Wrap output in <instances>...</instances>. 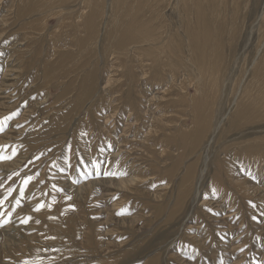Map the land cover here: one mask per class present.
<instances>
[{
	"label": "rangeland",
	"instance_id": "1",
	"mask_svg": "<svg viewBox=\"0 0 264 264\" xmlns=\"http://www.w3.org/2000/svg\"><path fill=\"white\" fill-rule=\"evenodd\" d=\"M22 1L0 0V183L17 189L0 209L17 230L0 229V264H264V116L240 109L264 91V0H145L164 49L144 54L108 44L116 0ZM206 46L222 61L202 76L194 52ZM195 105L204 129L191 150ZM41 202L52 207L34 211Z\"/></svg>",
	"mask_w": 264,
	"mask_h": 264
},
{
	"label": "bare ground",
	"instance_id": "2",
	"mask_svg": "<svg viewBox=\"0 0 264 264\" xmlns=\"http://www.w3.org/2000/svg\"><path fill=\"white\" fill-rule=\"evenodd\" d=\"M17 1V0H16ZM22 1V0H21ZM24 1V0H23ZM22 1V2H23ZM31 1H34V0H31ZM67 1V0H66ZM69 1V0H68ZM102 1V0H101ZM190 1V0H189ZM194 1V0H193ZM200 1V0H199ZM203 1V0H202ZM240 1V0H239ZM20 2V1H19ZM29 2V1H28ZM36 2H37V0H36ZM39 2H42V1H39ZM50 2V1H49ZM51 2H53V0L51 1ZM70 2V1H69ZM88 2V1H87ZM96 2V1H95ZM100 2V1H99ZM103 2V1H102ZM143 2L145 3V0H116V2L114 3L115 4V9H117L118 10V12H119V19H120V24H119V34L118 35H116V37L114 38V37H112V36H110L109 38H107V42H108V44H110L111 45V48H112V50L114 49V50H116V52H123V51H125V50H127V53H128V50L129 49H132V50H134V49H136L137 51L139 50V52L141 51V52H143V54H144V52H150V50H156V51H158V49H160V51H161V49H164V48H161V46L159 45V42L157 43V41H160V39L162 38V35H160L159 33L161 32H154V31H156L155 30V28H156V25L154 24V22H155V19H153L152 17H150V15L148 14L149 12L148 11H144L143 9H142V5H143ZM150 3V2H155V0H147V2L146 3ZM159 2H162V1H159ZM165 2V1H164ZM168 2V1H167ZM165 3V4H168V3ZM222 2V1H221ZM235 2V1H234ZM237 2V1H236ZM17 3V2H16ZM21 3V2H20ZM24 3L25 2H23L22 4L24 5ZM33 3V2H32ZM47 3V2H46ZM46 3H45V5H46ZM55 3V2H54ZM58 3V2H57ZM225 3H226V1H225ZM18 4V3H17ZM34 4V3H33ZM33 4H31V5H33ZM39 4V3H38ZM66 4V3H65ZM101 3H99V5H100ZM151 4V3H150ZM154 4V3H153ZM159 4V3H158ZM158 4H157V6H158ZM169 4H171V3H169ZM185 4H187V3H185ZM188 4H190V2L188 3ZM193 4V3H192ZM199 5H200V3H198ZM239 4V3H238ZM241 4V3H240ZM15 5V4H14ZM36 5H37V3H36ZM49 5V4H48ZM89 5H91V4H89ZM94 5V4H93ZM112 5V4H111ZM155 5V4H154ZM16 6V5H15ZM39 6V5H38ZM113 6V5H112ZM145 6V5H144ZM162 6H163V4H162ZM161 6V7H162ZM192 6V5H191ZM225 6V5H224ZM12 7H14V6H12ZM40 7V6H39ZM50 7V6H49ZM87 7V6H86ZM90 7V6H89ZM94 7V6H93ZM92 7V8H93ZM102 7H103V5H102ZM183 7H185V6H183ZM187 7V6H186ZM235 7V6H234ZM234 7H232V8H234ZM17 8V7H16ZM15 8V9H16ZM53 8H54V6H53ZM153 8H155V6H152V7H150V9H149V11H152V9ZM160 8V7H159ZM178 8V7H177ZM180 9H183V8H181V7H179ZM192 8V7H191ZM198 8H200V6H198ZM197 8V9H198ZM237 8V7H236ZM42 9V8H41ZM44 9H46V8H43V10ZM163 8H160V10H162ZM194 9V8H193ZM209 10H210V8H208ZM228 9V8H227ZM245 9V8H244ZM94 10V9H93ZM92 10V11H93ZM117 10H116V12H117ZM156 10V9H155ZM200 11L202 10L203 11V9H199ZM225 10H226V8H225ZM45 11V10H44ZM60 11V10H59ZM157 11V10H156ZM206 11H208V10H206ZM229 12L231 11V9H229L228 10ZM233 11V10H232ZM231 11V13H233ZM87 12H88V10H87ZM115 12V11H114ZM114 12H113V14H114ZM181 13H182V11H180ZM191 12H192V10H191ZM191 12H190V14H191ZM209 12H211V14H212V10L211 11H209ZM228 12V13H229ZM239 12V11H238ZM184 13V12H183ZM207 13V12H206ZM227 13V14H228ZM241 13V12H240ZM43 14V13H42ZM47 14V13H46ZM91 14V13H90ZM99 14V13H98ZM180 14V13H179ZM200 14H203V13H200ZM205 14V13H204ZM242 14V13H241ZM86 15V14H85ZM96 15V14H95ZM115 15V14H114ZM163 15H164V12H163ZM162 15V16H163ZM191 15H193V14H191ZM206 15V14H205ZM232 15V14H231ZM237 15V14H236ZM70 16V15H69ZM84 16V15H83ZM90 16V15H89ZM155 16V15H154ZM160 16V15H159ZM164 16H166V15H164ZM85 17V16H84ZM99 17H100V15H99ZM101 17H103V16H101ZM219 17V16H218ZM231 17V16H230ZM233 17V16H232ZM36 18V17H35ZM65 18V17H64ZM88 18V17H87ZM95 16H90V21L91 22H94L95 21ZM158 18V17H157ZM42 19V18H41ZM41 19H39L40 21H41ZM47 19V18H46ZM82 19V18H81ZM115 19V18H114ZM159 19V18H158ZM164 19H166V18H164ZM234 19H236V17H234ZM163 20V19H162ZM206 20V19H205ZM222 20H223V18H222ZM239 20V19H238ZM89 21V20H88ZM226 21V20H225ZM36 22V21H35ZM39 22V21H38ZM82 22V21H81ZM110 21H108V23H109ZM190 22H192V20L190 21ZM203 22H205V21H203ZM206 22H207V20H206ZM241 22H242V20H241ZM41 23V22H40ZM80 23V22H79ZM164 23H167V22H164ZM200 23H202V22H200ZM199 23V24H200ZM208 23H209V21H208ZM207 23V24H208ZM228 23V22H227ZM233 23H235V22H233ZM43 24H44V22H43ZM102 24V23H101ZM110 24V23H109ZM114 24V23H113ZM118 24V23H117ZM171 24V23H170ZM238 24H239V22H238ZM238 24H235V25H232V26H235V29L237 28L236 27V25H238ZM112 25V24H111ZM163 25V24H162ZM202 25H204V24H202ZM205 25H206V23H205ZM212 25V23L210 24V26ZM223 25V24H222ZM230 25V24H229ZM116 26V25H115ZM167 26H169V25H167ZM183 26V25H182ZM186 26V25H185ZM190 26V25H189ZM213 26V25H212ZM231 26V25H230ZM43 27V26H42ZM81 27H82V25H81ZM87 27V26H86ZM86 27H85V29H86ZM90 27V26H89ZM93 27V26H92ZM113 27H114V25H113ZM163 27V26H162ZM170 27V26H169ZM172 27V26H171ZM170 27V28H171ZM191 27V26H190ZM209 27V26H208ZM213 27H216L215 25L213 26ZM219 27V26H218ZM217 27V28H218ZM173 28V27H172ZM209 28H211V27H209ZM208 28V29H209ZM223 28H224V26H223ZM225 28L227 29V27H226V25H225ZM234 28V27H233ZM44 29V28H43ZM87 29H90V28H88L87 27ZM97 29V28H96ZM111 29V28H110ZM116 29V28H115ZM159 29V28H158ZM202 29V28H201ZM205 29H207L206 28V26H205ZM235 29H233V30H235ZM79 30V29H78ZM99 30V29H98ZM160 30V29H159ZM158 30V31H159ZM170 30H173V29H170ZM186 30V29H185ZM228 30V29H227ZM81 31V30H80ZM79 31V32H80ZM88 31V33H86V35H84V36H82L80 39H79V44H80V49H82V48H84V50L87 48V43H86V40L88 39V37L92 34V33H94L93 31H92V29H90V30H87ZM111 31V30H110ZM165 31V30H164ZM187 31V30H186ZM191 31V30H190ZM218 31V30H217ZM216 31V32H217ZM241 31V30H240ZM41 32V31H40ZM45 32V31H44ZM49 32V31H48ZM83 32V31H82ZM81 32V33H82ZM113 32V31H112ZM112 32H111V34H112ZM166 32V31H165ZM179 32V31H178ZM177 32V33H178ZM236 32V31H235ZM238 32H239V30H238ZM42 33V32H41ZM106 33V32H105ZM162 33V32H161ZM164 33V32H163ZM185 33V32H184ZM192 33H194V32H192ZM209 33V31L207 32V31H205V34L206 35H209L208 34ZM212 33H213V31H212ZM218 33H219V31H218ZM221 33H223V32H221ZM220 33V34H221ZM225 34H227V32L225 31L224 32ZM83 34V33H82ZM110 34V35H111ZM114 34V33H113ZM165 34V33H164ZM164 34H163V36H164ZM172 34V33H171ZM185 34H187V32L185 33ZM195 34H197V33H195ZM195 34L193 35V36H195ZM203 34V33H202ZM236 34V33H235ZM49 35V34H48ZM161 37H160V36ZM169 35V34H168ZM167 35V36H168ZM182 35V34H181ZM188 35V34H187ZM212 35V34H211ZM93 36V35H92ZM173 36V35H172ZM176 36V35H175ZM213 36V35H212ZM107 37V36H106ZM177 37H178V35H177ZM176 37V38H177ZM217 38H218V40H220L221 38L220 37H218V34H217V36H216ZM216 37H214V38H216ZM89 38H91V37H89ZM93 39H94V37H92ZM196 39H198L197 37H195ZM195 38H193V42H196L195 41ZM200 38V37H199ZM216 38V39H217ZM227 38V37H226ZM164 39V38H163ZM188 39V38H187ZM102 40V39H101ZM170 40H172V37H170ZM205 40H207V39H205ZM228 40V39H227ZM151 41H154L155 43H153V42H151ZM167 41V40H166ZM185 41V40H184ZM212 41V40H211ZM221 41V40H220ZM98 42V41H97ZM96 42V43H97ZM148 42H151V44H148ZM162 42L164 43L165 41H163L162 40ZM183 42V41H182ZM188 42H190V40L188 41ZM223 42V41H222ZM187 43V42H186ZM197 43L198 42H196L195 44V46L197 47L198 45H197ZM199 43H203V42H200L199 41ZM209 43V42H208ZM208 43H207V45H208ZM41 44V43H40ZM194 44V43H193ZM205 44H206V42H205ZM211 44V43H210ZM219 44H221V43H219ZM88 45H89V43H88ZM163 45V44H162ZM165 45H166V43H165ZM175 45L176 46H178V41L177 40H175ZM202 45V44H201ZM201 45H199V46H201ZM214 45V44H213ZM91 46V45H90ZM133 46H135L134 48H133ZM164 46V45H163ZM194 46V45H193ZM203 46V45H202ZM218 46V45H217ZM97 47V46H96ZM99 47V46H98ZM207 47V46H206ZM210 47V46H209ZM90 48V47H89ZM165 48H166V50H167V54L168 55H170L169 56V58H168V56H167V58H168V64H170V66H171V64H173V63H175V62H177L180 58H179V55H178V53H177V51L179 52L180 51V49L179 50H177L176 48H175V50L173 51V48H172V45L170 46V44L168 45V46H165ZM180 48V47H179ZM194 48V47H193ZM201 48V47H200ZM199 47H198V51L196 52H194V55H195V58H196V60H197V63L199 64V68H200V70L203 72V75L202 76H209L210 74H214V72H213V68L212 67H214V65L215 64H217V59H219V56H218V58H217V55L216 54H218L219 55V53L217 52V50L216 49H214V50H209L208 49V47L207 48H203L202 47V49H200ZM188 49V48H187ZM195 49V48H194ZM208 49V50H207ZM221 49H222V47H221ZM112 50H110V51H112ZM215 50H216V52H215ZM225 50V49H224ZM224 50H222V51H224ZM109 51V52H110ZM130 51V50H129ZM159 51V52H160ZM176 51V52H175ZM218 51H220V49L218 50ZM227 51V50H226ZM62 52V51H61ZM89 51H87V53H88ZM114 52V51H113ZM112 52V53H113ZM126 52V51H125ZM132 52V51H131ZM130 52V53H131ZM225 52V51H224ZM60 53V52H59ZM129 53V54H130ZM133 53V52H132ZM154 53V52H153ZM158 53V52H157ZM161 53V52H160ZM58 54V53H57ZM61 54V53H60ZM128 54V55H129ZM162 54H164V53H162ZM220 54H222V53H220ZM127 55V56H128ZM131 55V54H130ZM137 55V54H136ZM155 55H157L158 56V54H155ZM224 55H226V54H224ZM223 55V58L225 57ZM85 56V55H84ZM221 56V55H220ZM227 56V55H226ZM91 57H92V55H91ZM113 57V56H112ZM141 57H143V56H141ZM150 57V56H149ZM222 57V56H221ZM123 58V57H122ZM128 58V57H127ZM136 58V57H135ZM144 58V57H143ZM151 58V57H150ZM164 58V57H163ZM191 58V57H190ZM222 58V59H223ZM137 59V58H136ZM145 59V58H144ZM144 59H142L141 58V60L140 59H138V60H140V61H142V60H144ZM225 60H226V58H224ZM131 60V59H130ZM158 60H160V61H162V58H160V57H158V58H155V57H153V62H151V63H153V65H154V62H157ZM220 61H222L221 59H219ZM225 60H223V62L225 61ZM219 61V62H220ZM164 62V61H163ZM162 62V63H163ZM165 62H166V58H165ZM218 62V63H219ZM223 62H221V63H223ZM150 63V65H152ZM161 63V62H160ZM167 63V62H166ZM264 63V62H263ZM128 64V63H127ZM176 64H178V63H176ZM197 64V65H198ZM156 65V64H155ZM160 65V64H159ZM175 65V64H174ZM128 66V65H127ZM162 66L163 65H161V68H162ZM173 66V65H172ZM218 67H219V65H217ZM146 67V66H145ZM150 67V66H149ZM154 67H156V66H154ZM160 67V66H159ZM158 67V68H159ZM168 67H169V65H168ZM178 67V66H177ZM221 67V66H220ZM219 67V68H220ZM224 66H222L221 67V70H222V68H223ZM5 68V67H4ZM165 68H167V67H165ZM150 69V68H149ZM163 69V68H162ZM173 69V68H172ZM196 69H197V67H196ZM152 70H153V68H152ZM168 70V69H167ZM177 70V69H176ZM175 69H174V71H176ZM179 70V69H178ZM211 70V72H209ZM215 70V69H214ZM169 71V70H168ZM180 71V70H179ZM132 72V71H131ZM134 72V71H133ZM160 72V71H159ZM182 72H183V70H182ZM82 73H83V71H82ZM128 73V72H127ZM165 73H166V70H165ZM168 73V72H167ZM169 73H170V71H169ZM58 74V73H57ZM56 74V75H57ZM182 74V73H181ZM153 75H154V73H153ZM156 75V74H155ZM163 75V74H162ZM183 75V74H182ZM260 75V74H259ZM114 76V75H113ZM80 77V76H79ZM81 77H82V75H81ZM133 77V76H132ZM153 77V76H152ZM117 78V77H116ZM145 78V77H144ZM165 78V77H164ZM209 78V77H208ZM257 78V77H256ZM126 79V78H125ZM211 79V78H210ZM217 79V78H216ZM70 80V79H69ZM173 80V79H172ZM197 80V79H196ZM218 80V79H217ZM257 80V79H256ZM97 81V80H96ZM219 81V80H218ZM252 81V80H251ZM119 82V81H118ZM129 82V81H128ZM135 82V81H134ZM172 83H174L173 81H171ZM202 82H204V81H202ZM208 80H206V84L208 85ZM215 82V81H214ZM220 82V81H219ZM95 83V82H94ZM256 83V82H255ZM262 83V82H261ZM260 83V84H261ZM197 84V83H196ZM204 84V83H203ZM215 84H217V83H215ZM91 85V84H90ZM130 85V84H129ZM131 85H133L132 83H131ZM130 85V86H131ZM157 85V84H156ZM199 85V84H198ZM197 85V86H198ZM218 85V84H217ZM256 85V84H255ZM172 86V85H171ZM170 86V87H171ZM206 86V85H205ZM214 86V85H213ZM213 86H212V88H213ZM162 87V86H161ZM169 87V88H170ZM254 87V86H253ZM258 87H259V85H258ZM264 87V86H263ZM203 88H204V86H203ZM261 88V87H260ZM247 89H249V88H247ZM152 90V89H151ZM163 90H164V85H163ZM168 90V89H167ZM199 90H200V88H199ZM210 90V89H209ZM212 90V89H211ZM250 90H252V89H250ZM250 90H248V91H250ZM257 90V89H256ZM165 91H166V89H165ZM164 91V93L166 94V92ZM200 91H202V92H204V90L202 89V90H200ZM245 91V90H244ZM205 92H206V90H205ZM208 92V91H207ZM254 92V91H253ZM259 93V92H258ZM264 93V91H262V94ZM84 94V93H83ZM129 94V93H128ZM155 94V93H154ZM164 94V95H165ZM202 94H205V93H202ZM211 94H213L212 92H211ZM256 94V93H255ZM262 94L261 93H259L258 94V96H259V99L256 97V99L257 100H253V99H251V101L252 102H250L249 103V105H251V106H248L247 105V100H246V103L244 104L243 103V106H242V108H240L241 109V112H242V114H245V115H252L253 116V114L254 115H262V116H264V97L262 96ZM196 94H194V96H195ZM205 95H208L207 93L205 94ZM205 95H202V97H204ZM210 95V94H209ZM215 95H217V93L215 94ZM250 95H251V92H250ZM213 96V95H212ZM246 96V95H245ZM249 96V95H248ZM210 98H212L211 96H209ZM216 97V96H215ZM250 97V96H249ZM132 98V97H131ZM191 98V97H190ZM198 99V98H197ZM205 99H206V97H205ZM204 99V100H205ZM162 100V99H161ZM179 100V99H178ZM191 100V99H190ZM199 100V99H198ZM213 100V99H212ZM172 101V100H171ZM214 101V100H213ZM249 101V100H248ZM258 101V102H257ZM182 102V101H181ZM212 102V101H211ZM237 102V101H236ZM204 103H207V100H206V102H204ZM216 103V102H215ZM189 104V103H188ZM240 105V104H239ZM229 107V106H228ZM241 107V106H240ZM195 115H196V123H197V127H196V130H195V134H194V136H193V138H194V140H195V144L193 145V146H189V143L187 144L186 143V141L188 140H186L185 141V149L186 148H188V147H190L191 148V150H194L195 149V147L198 145V143H199V140L201 139L200 137H201V135H202V130L204 129V123H202V119L201 118H199L200 116H199V108H197V105H195ZM262 108V111H260V109ZM166 109V108H165ZM169 109V108H168ZM208 110V109H207ZM239 110V109H238ZM171 111V110H170ZM169 111V112H170ZM229 112V111H228ZM240 112V111H239ZM238 112V113H239ZM165 116V115H164ZM255 117V116H254ZM253 118V117H252ZM256 118V117H255ZM260 118H263V117H260ZM225 119V118H224ZM256 119H258V118H256ZM255 119V120H256ZM253 120H254V118H253ZM254 120V121H255ZM245 121V120H244ZM248 122V121H247ZM250 122V121H249ZM253 122V121H252ZM160 123V122H159ZM244 123V122H243ZM255 123V122H254ZM164 124V123H163ZM169 124V123H168ZM220 124V123H219ZM190 126V125H189ZM241 126H243V125H241ZM249 127V126H248ZM253 127V126H252ZM190 129V128H189ZM243 129H244V127H243ZM253 129H255V128H253ZM184 130V129H183ZM250 130V129H249ZM179 131V130H178ZM180 131H181V129H180ZM243 131V130H242ZM252 131H255V130H252ZM169 133V132H168ZM183 135H184V132L182 133ZM203 135H205L204 133H203ZM260 136V135H259ZM249 139V138H248ZM251 145H249V147H250ZM248 147V148H249ZM184 148V147H183ZM251 148V147H250ZM256 149V148H255ZM122 154V153H121ZM108 162V161H107ZM66 163V162H65ZM191 163V162H190ZM190 167V166H189ZM188 169V171H187V174H189L188 172H189V168H187ZM178 171V170H177ZM186 174V175H187ZM188 176V175H187ZM64 181V180H63ZM68 189V188H67ZM262 195V194H261ZM79 200V199H78ZM77 200V201H78ZM117 205H119L118 203H117ZM13 225H14V223H12ZM15 226V225H14ZM29 227V226H28ZM15 228H16V226H15ZM6 229H7V227H6ZM11 229V228H10ZM5 230V229H4ZM7 230H9V228L7 229ZM13 230H15V229H13ZM13 230L10 232V230L8 231V232H10V233H12L13 232ZM15 231H17V230H15ZM2 243V242H1ZM3 244H5V242L3 243ZM195 246V245H194ZM158 262V261H157Z\"/></svg>",
	"mask_w": 264,
	"mask_h": 264
},
{
	"label": "snow or ice",
	"instance_id": "3",
	"mask_svg": "<svg viewBox=\"0 0 264 264\" xmlns=\"http://www.w3.org/2000/svg\"><path fill=\"white\" fill-rule=\"evenodd\" d=\"M13 115H16V113H13ZM11 116L6 117L5 120H10ZM17 127H20L19 125H17ZM0 131H3V122L0 121ZM83 135V134H82ZM2 147H11V155L14 156L16 155V152L18 151V149L16 147H12V146H2ZM109 147H111V145H109ZM68 149H71V145H68ZM6 157L0 153V160L5 159ZM7 158H11V157H7ZM36 159H39V157H36ZM31 163V161H30ZM84 161L83 159L80 160V163L73 168V171H78L80 164H83ZM102 163V162H101ZM96 166V163H93V167ZM70 168H72V165H69ZM61 172H64L65 169L64 168H60ZM18 175V174H17ZM97 175H99V171H97ZM104 176H116L118 175L117 172H110V171H105L103 173ZM8 180H12V176L8 177ZM33 180L32 176H26L23 179V183L22 186L19 188V195L15 198V205L14 208L19 206L21 204V201L24 199L25 196V188L27 187V185L29 184L30 181ZM53 187H55V185H53ZM62 190V189H61ZM17 191V189L15 187H13L12 185L9 186H5L4 183H0V209H2L3 204L7 201L8 197L11 196V194L13 192ZM5 193H7V195H5ZM67 199H71V197H66ZM48 207L51 208L52 205L51 204H45L43 202L37 204L34 208V211H40L41 209ZM72 205H69V208H72ZM252 207H256V205H252ZM13 208V210H14ZM119 214V213H118ZM50 219H55V217H49ZM33 217L31 215L20 218L19 219V223L22 225H27L29 223L30 220H32ZM253 220H256L257 218L255 216L252 217ZM9 223H15V220L13 218V211H8L6 216H5V212L0 210V229L6 227ZM35 223L39 224L40 221L36 220ZM50 239H56V237H50ZM49 249H45V251H48ZM51 251H58V249H50ZM22 264H33L32 261L25 259L24 261H22Z\"/></svg>",
	"mask_w": 264,
	"mask_h": 264
}]
</instances>
